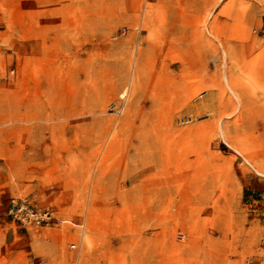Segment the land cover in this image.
Listing matches in <instances>:
<instances>
[{
	"label": "rangeland",
	"instance_id": "374dc122",
	"mask_svg": "<svg viewBox=\"0 0 264 264\" xmlns=\"http://www.w3.org/2000/svg\"><path fill=\"white\" fill-rule=\"evenodd\" d=\"M0 264H264V0H0Z\"/></svg>",
	"mask_w": 264,
	"mask_h": 264
},
{
	"label": "built area",
	"instance_id": "2783aa9c",
	"mask_svg": "<svg viewBox=\"0 0 264 264\" xmlns=\"http://www.w3.org/2000/svg\"><path fill=\"white\" fill-rule=\"evenodd\" d=\"M24 209L23 206H21V208H17L15 210V212L17 214H19L20 218L24 221V222H30L31 220H34L36 223L40 224L42 221L44 220H50L53 218V214L50 212H45V213H25V215L23 213H21V211ZM14 212V209H13Z\"/></svg>",
	"mask_w": 264,
	"mask_h": 264
}]
</instances>
